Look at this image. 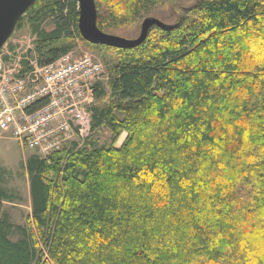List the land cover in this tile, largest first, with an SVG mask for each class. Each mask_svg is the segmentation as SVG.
<instances>
[{"label": "trees", "instance_id": "trees-1", "mask_svg": "<svg viewBox=\"0 0 264 264\" xmlns=\"http://www.w3.org/2000/svg\"><path fill=\"white\" fill-rule=\"evenodd\" d=\"M96 4L106 32L161 4L175 21L137 47L106 46L116 58L92 132L108 125L111 141L89 137L64 164L29 158L30 227L3 213L13 197L0 185V264H264V0ZM78 19L76 0H37L17 29L45 65L87 43Z\"/></svg>", "mask_w": 264, "mask_h": 264}, {"label": "built area", "instance_id": "built-area-1", "mask_svg": "<svg viewBox=\"0 0 264 264\" xmlns=\"http://www.w3.org/2000/svg\"><path fill=\"white\" fill-rule=\"evenodd\" d=\"M32 50V58L0 50V137L9 134L22 149L49 158L90 135L96 84L106 71L93 54L70 51L40 65Z\"/></svg>", "mask_w": 264, "mask_h": 264}, {"label": "rangeland", "instance_id": "rangeland-1", "mask_svg": "<svg viewBox=\"0 0 264 264\" xmlns=\"http://www.w3.org/2000/svg\"><path fill=\"white\" fill-rule=\"evenodd\" d=\"M174 9L166 4H161L156 11L151 15L159 18L165 23H174ZM142 22L137 24H131L118 28L115 31L109 33L127 37L135 38L140 34ZM47 31H51L54 26L50 23L45 24ZM36 36L28 28L27 24L23 25L20 29H16L12 37L8 40L5 45V50L18 57L32 58L34 52L32 49L35 47ZM75 55H81L84 53L93 54L100 58L105 67V75L103 78L104 86L108 85L110 73L106 68L107 62L115 60L114 50L107 49L106 46L93 45L84 43L82 41H76L74 48L71 50ZM4 55H0V59ZM108 97L105 99H97L96 105L102 107L107 103ZM87 133H85L86 135ZM89 137L97 141V145L109 144L112 138V131L108 125L99 126L94 132L91 131L90 135L85 136V140L81 142H73L65 146V148L59 153L62 154L63 162L65 163L68 156L72 151L85 147L91 141ZM127 137V132H123L120 138L116 142V146L119 147ZM38 155L34 151L25 150L9 135L2 134L0 137V185H2L10 195L12 199L3 201V213L8 216L9 220L15 225H22L30 227L32 225V198L30 189V180L26 172L25 165L30 157ZM40 156V155H39ZM42 157V156H40ZM43 158V157H42ZM13 240L20 238L17 232L11 235Z\"/></svg>", "mask_w": 264, "mask_h": 264}, {"label": "water", "instance_id": "water-1", "mask_svg": "<svg viewBox=\"0 0 264 264\" xmlns=\"http://www.w3.org/2000/svg\"><path fill=\"white\" fill-rule=\"evenodd\" d=\"M37 0H0V50L5 46L17 29L20 19ZM79 4L78 30L81 37L93 45L119 49L134 48L142 44L154 26L163 29L173 28L159 18L148 16L141 24L140 34L127 38L103 31L98 26L96 0H76Z\"/></svg>", "mask_w": 264, "mask_h": 264}, {"label": "bare ground", "instance_id": "bare-ground-1", "mask_svg": "<svg viewBox=\"0 0 264 264\" xmlns=\"http://www.w3.org/2000/svg\"><path fill=\"white\" fill-rule=\"evenodd\" d=\"M65 55V54H64ZM63 56V55H62Z\"/></svg>", "mask_w": 264, "mask_h": 264}]
</instances>
